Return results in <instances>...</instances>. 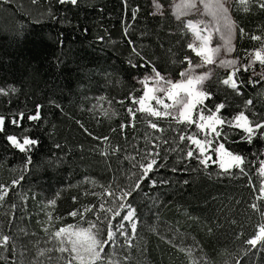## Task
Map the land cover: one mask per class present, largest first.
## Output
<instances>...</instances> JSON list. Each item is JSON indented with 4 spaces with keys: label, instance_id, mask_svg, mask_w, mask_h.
<instances>
[{
    "label": "trees",
    "instance_id": "obj_1",
    "mask_svg": "<svg viewBox=\"0 0 264 264\" xmlns=\"http://www.w3.org/2000/svg\"><path fill=\"white\" fill-rule=\"evenodd\" d=\"M171 1L159 0L162 14L154 11L152 0H128L127 5L124 0H77L76 5L59 0L0 2V89L7 93H0V114L5 117L0 132V184L9 188L0 201V231L12 237L4 253L7 260L0 264L14 260L64 264L58 258L67 253L56 251L51 233L77 224L79 217L69 213L97 203L91 193L102 191L100 185L126 182L131 166L125 157L133 153V145L144 146L146 133L152 134L153 143L158 142L155 138L161 133L148 127L144 114L137 113L135 127L130 126L127 109L138 107L131 98L143 94L139 81L151 74L153 66L162 75L179 79L188 66L184 56L194 57L187 48L192 34L184 28L186 21L172 14ZM133 8L139 9L135 20ZM229 15L236 26L234 56L246 63V54L260 47L250 37L264 36V10L257 0H251L248 11L239 0H231ZM148 59L152 64L145 63ZM254 67L260 71L259 63ZM213 69L226 77L225 70ZM250 74L238 73L245 81L240 95L215 83L216 77L206 81L212 96L205 105L214 110L216 104L224 103L220 115L228 119L239 111L250 121L264 119V81L247 83ZM249 99L253 105L246 109ZM37 105L41 120H28ZM20 113L24 119L17 127L11 120ZM169 122L170 118L161 120L159 127L169 129L164 134L168 138L175 137L178 133L171 128L177 125L171 122L169 128ZM121 124L127 125L123 131ZM218 130L219 142L251 162L246 164L251 181L236 168L231 170L233 175H224L215 164L204 169L197 160L182 159L179 148L184 144H179L177 152H170L163 161L165 166L150 174L155 186L144 180L129 198L137 209V235L133 247L117 248V257H129L119 264H235L237 260L264 264V249L258 245L260 250L247 251L246 243L264 224L261 213L251 208L257 203L264 211V200L255 199L264 138L257 133L249 144L242 129L225 123ZM9 135L21 142L27 135L37 143L21 153L7 140ZM20 176L24 179L12 186ZM87 218H92L90 213ZM118 239L122 245L124 238ZM114 247L106 245L105 252Z\"/></svg>",
    "mask_w": 264,
    "mask_h": 264
},
{
    "label": "snow or ice",
    "instance_id": "obj_2",
    "mask_svg": "<svg viewBox=\"0 0 264 264\" xmlns=\"http://www.w3.org/2000/svg\"><path fill=\"white\" fill-rule=\"evenodd\" d=\"M0 2L10 3L11 0H0ZM59 2L61 4L69 2L73 5L77 4V0H59ZM250 2L251 0H239L245 11H248ZM32 3H37V0H32ZM124 3L127 5L128 0H124ZM153 4L162 14L163 5L159 3V0H153ZM226 4L227 0H181L179 5H175L178 9L176 13L178 20L181 16L192 13L200 14L202 10L212 17V22L209 23L200 19H189L184 24V28L193 34V40L187 44V48L195 53V56L199 57L200 60L194 63L191 55L186 54L183 60L187 61L188 66L180 71L179 79H173L171 74L162 75L161 71L153 66L151 74L145 75L139 81L143 88V94L138 98H131L133 105H138V107H128L127 109L132 118L130 126L135 127L136 114L142 113L148 127L161 133V135L155 138L158 142L153 143L152 134L146 133L145 144L142 148L132 146L134 154L130 153L125 157L131 166L127 170L125 183L113 182L100 185L102 191L91 193L92 196L97 197V203L85 205L82 211L76 209L69 213L72 217H79L77 224L60 227L51 233L52 240L57 242L56 251L61 254L67 253L66 257L62 255L58 258L63 259L64 264H119L121 259L126 261L129 258L128 256L122 258L116 256L117 248L133 247V239L137 235V209L133 207L132 200L129 198L141 189L144 180H149L155 186L157 182L152 179L150 174L165 166L163 161L167 155L170 152H177L181 143L184 144L183 148H179V153H183L182 159L197 160L204 169H207L210 164H215L224 175H233L231 170L236 168L240 175L248 176V180L251 181L252 177L246 171V164L251 162L247 161L245 156L229 151L224 143L219 142L221 130L218 129L225 123L230 127L242 129L245 133L243 138L251 144L257 133L264 138V119L255 120L254 118L250 121L244 111H239L231 119H228L220 115L221 110L226 107L224 103L216 104L214 110L205 105V101L212 96V92L207 89L205 82L211 80L212 77H216L215 83L227 86L237 95L241 94V87L245 83L238 73L250 71L251 74L247 83L253 85L264 81V36L252 35L250 37L251 40L260 42V47L246 54V63L238 59L228 58L229 54L235 51L233 38L236 26L228 17ZM257 4L260 9L264 10V0H257ZM199 5H203V9ZM138 11V8L132 9L133 20L136 19ZM239 33L241 36L245 35V29L239 28ZM214 34L218 36L216 46H213ZM133 52L140 56L135 48ZM141 58L143 59V57ZM145 63L152 64V61L148 59ZM257 63L260 65L259 72L254 67ZM209 65H215L216 69L225 70L227 72L226 77L221 78L218 71L208 69L207 66ZM132 66L136 67L135 64ZM197 69L207 70L197 73ZM253 77L256 78L253 79ZM0 93L7 94L4 89H0ZM166 100L170 103H166ZM152 101H155V105L152 104ZM250 105H253V101L249 99L245 102V108L247 109ZM40 108L41 106L37 105L36 113L29 115L28 120H41ZM105 115L108 113L106 112ZM169 118V128H171V122H175L177 127L171 128V130L178 133L177 136L171 138L164 135L168 132V128L159 127V121ZM23 119L24 114L20 113L18 119L14 117L11 123L19 127ZM4 125L5 117L0 114V132L4 131ZM180 125L183 127H179ZM193 125H195L196 131L189 132ZM126 126L121 124V131ZM7 140L12 147L21 153L29 151L30 147L37 143L35 139L27 135L23 137L22 142L18 140L16 135L7 136ZM103 140L107 141L108 137H103ZM163 145H169V147L164 148ZM113 151H120V149L115 148ZM213 155L216 156L215 160H213ZM172 170L177 171L176 168ZM258 175L261 182L259 195L255 199L264 200V160L259 161ZM23 179V176L14 179L12 186L19 185ZM8 192L9 188L0 184V201L4 200ZM55 203V200L49 201V204L55 205ZM251 208L260 212L261 217L264 218V211L257 203H252ZM89 213L92 218L86 219V214ZM48 218L49 220L52 219L51 212L48 213ZM126 223L130 227V232L129 227L125 226ZM119 237L124 238L122 245L119 242ZM11 239L12 237L8 234L0 231V260H7L4 253L9 251ZM246 243L250 246L247 251L264 249V224L260 225L258 232L247 239ZM106 245L115 247L112 252H105ZM258 245L260 249H258ZM47 251H51V249ZM188 251L191 254V249ZM12 253L13 256L16 255L14 244L12 245ZM43 254L40 252V255ZM22 255L23 253H21ZM13 264H25V262L14 260ZM36 264L39 262L37 261ZM235 264H240V261L237 260Z\"/></svg>",
    "mask_w": 264,
    "mask_h": 264
},
{
    "label": "rangeland",
    "instance_id": "obj_3",
    "mask_svg": "<svg viewBox=\"0 0 264 264\" xmlns=\"http://www.w3.org/2000/svg\"><path fill=\"white\" fill-rule=\"evenodd\" d=\"M230 1L231 0H227L226 7H228V17L231 20L230 15H229V4H230ZM180 3H181V0H172L171 1V11H172V14L174 15V17H176V13L178 12V9L175 7V5H179ZM152 5H153L154 11L158 12V10L155 8V6L153 4V0H152ZM199 7H201V9H203V5H199ZM180 19H184L186 22L189 19H193V20L200 19V20H203L206 23L212 22V17L210 15H208L206 12H204L203 10L201 11L200 14L192 13V14H189L187 16H181ZM201 27H203V25H201ZM190 33L192 34V32H190ZM235 34H236V29H235V32H234V38H235ZM234 38H233V45H234ZM192 40H193V34H192ZM217 41H218V36L216 34H214L213 35V46H216ZM193 55H194V57H193L194 63L200 60L199 57L195 56V53H193ZM228 58L236 59L235 56H234V51L229 54ZM207 68L208 69H213V68H216V66L215 65H209V66H207ZM206 70L207 69H197L196 71H197V73H200V72H203V71H206ZM140 87H142L141 84H140ZM165 102L166 103H170V101H167V100ZM152 104L155 105V101H152ZM125 226L129 227V225L127 223L125 224ZM129 229H130V227H129Z\"/></svg>",
    "mask_w": 264,
    "mask_h": 264
}]
</instances>
